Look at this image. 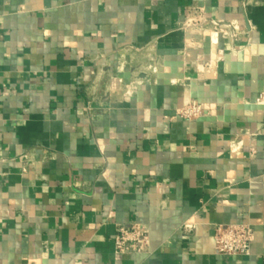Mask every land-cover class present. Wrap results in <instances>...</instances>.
Instances as JSON below:
<instances>
[{
	"label": "crops",
	"instance_id": "1",
	"mask_svg": "<svg viewBox=\"0 0 264 264\" xmlns=\"http://www.w3.org/2000/svg\"><path fill=\"white\" fill-rule=\"evenodd\" d=\"M199 8L247 32L216 47ZM263 91L264 0H0V264H264ZM134 224L150 251L116 255Z\"/></svg>",
	"mask_w": 264,
	"mask_h": 264
},
{
	"label": "built area",
	"instance_id": "2",
	"mask_svg": "<svg viewBox=\"0 0 264 264\" xmlns=\"http://www.w3.org/2000/svg\"><path fill=\"white\" fill-rule=\"evenodd\" d=\"M184 29L186 31L204 30L210 42L216 47L219 46L221 39L237 38L239 34L247 32L246 27L237 22L231 23V30L224 27L209 28L206 11L203 8L195 9L189 13L184 23ZM221 57L223 58V56ZM205 115L203 106L197 101H192L176 112V118L188 122L196 121ZM252 137L256 136L252 135ZM245 141V138L234 140L231 142V147L235 150L242 149L245 146ZM256 155V149L250 148L249 156ZM254 240V229L250 225H218L214 236L215 252L223 257H249ZM113 244L115 254L119 256L148 253L150 251V231L147 227L138 224L119 227Z\"/></svg>",
	"mask_w": 264,
	"mask_h": 264
},
{
	"label": "water",
	"instance_id": "3",
	"mask_svg": "<svg viewBox=\"0 0 264 264\" xmlns=\"http://www.w3.org/2000/svg\"><path fill=\"white\" fill-rule=\"evenodd\" d=\"M257 47H252V49H250V50H246V51H244V52H242L241 54H240V56L242 57V56H245V55H249V54H253V55H255L256 53H257ZM262 50V49H261Z\"/></svg>",
	"mask_w": 264,
	"mask_h": 264
}]
</instances>
